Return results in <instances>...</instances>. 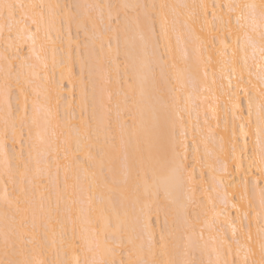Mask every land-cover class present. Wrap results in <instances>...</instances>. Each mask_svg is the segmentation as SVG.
Listing matches in <instances>:
<instances>
[{
  "label": "bare ground",
  "instance_id": "obj_1",
  "mask_svg": "<svg viewBox=\"0 0 264 264\" xmlns=\"http://www.w3.org/2000/svg\"><path fill=\"white\" fill-rule=\"evenodd\" d=\"M10 2L26 7L17 10L21 22L11 30L0 19V261L91 264L101 258L102 249L110 248L114 251H106L103 258L127 264L129 249L135 246L146 260H192L196 252V264H240L249 234L255 252L249 264L259 261L264 242V162L257 135L264 87L262 0H74V17L93 13L104 25L95 35L91 25L87 33L82 28L90 38L84 44L69 32L77 22H69L64 0ZM120 4L167 5V35L161 34L157 17L154 27L143 30V38L130 29L127 55L123 42L117 53L115 40L109 51L107 6ZM249 4L258 6L254 23L243 7ZM86 5L92 13L77 7ZM93 48L96 52L89 55ZM6 68H14L7 95ZM100 121L104 129L98 131ZM21 127L26 133L23 145ZM161 136L186 170L180 184L172 176L157 177V190L151 173L145 185L136 157L138 143L147 155ZM21 150L27 179L33 181H25L26 194L21 192L24 169L17 167ZM245 188L252 209L247 199L239 201ZM153 214L162 217L164 250L159 247L161 232L155 238ZM225 237L231 251L221 245Z\"/></svg>",
  "mask_w": 264,
  "mask_h": 264
},
{
  "label": "snow or ice",
  "instance_id": "obj_2",
  "mask_svg": "<svg viewBox=\"0 0 264 264\" xmlns=\"http://www.w3.org/2000/svg\"><path fill=\"white\" fill-rule=\"evenodd\" d=\"M26 6L23 4H17L14 2H10V0H0V19H3L5 21V24L9 27L11 30L13 25H19L21 21L17 20V10H23ZM28 7H34V6H28ZM50 9L54 8H59V5H48ZM77 7H89V6H77ZM159 8V12L155 11H148L149 9L155 10ZM167 5H147V4H120V5H108V49L109 51L112 50V41L115 40L117 48L116 51L119 53L120 51V45L121 42L124 44L125 48V54H128V48H129V37L128 33L130 29L135 28L141 33V38H143V30L147 28L149 25L153 26L155 25L156 18H159L160 22V29H161V34L162 35H167L168 31V17L164 13V9L167 8ZM246 9L250 10V17L253 20V23L255 22V10L258 7L255 4H249V5H244L243 6ZM260 8V18L261 21L264 22V0H262L261 4L259 5ZM143 9L144 12L143 14L140 13L139 10ZM136 11V15L132 16L130 15L131 11ZM123 16V19L121 17ZM23 18V17H22ZM76 20L77 22V27L78 30L80 28H83L85 32L87 33L89 25H91V28L93 32H96L99 30V25L97 21L91 16L87 15L84 17H71L69 22L71 20ZM239 23V19L237 21ZM230 24V20L228 22ZM22 30V29H21ZM251 39V38H249ZM104 48L103 41H101L100 45V51L102 52ZM96 50L95 48L91 49L89 55H92L95 53ZM226 55V52L224 53ZM261 55L264 57V34H262V46H261ZM231 63L233 65L232 67V72L235 73L236 68V52L232 53V59ZM14 68H6L5 69V83H4V90L5 94H9L10 92V85H9V77L11 76L12 71ZM242 79V77H241ZM231 86V81L229 82ZM261 84L264 85V75L261 76ZM260 97H261V102L259 106V113H258V121H257V135H258V142L260 144V150L262 154V162H264V87H261L260 89ZM111 97H109L110 99ZM35 107V106H34ZM251 109H252V103H251V97H249V117H248V124H251ZM7 115H11V112L9 111ZM7 118L5 119V137L7 136ZM35 122V121H34ZM23 124V118H21V125ZM13 128H15V125H13ZM104 125L103 121H100L98 123V131L103 130ZM245 130V125H241V132L244 133ZM134 134V133H133ZM246 134V133H244ZM20 135H21V142L22 137H23V130L21 127L20 130ZM125 140H124V134H121V146L125 145ZM247 145H245L246 147ZM113 147H116L113 145ZM104 149L101 148V152H103ZM243 151V149H241ZM236 153V145H233V156L235 157ZM7 156V153H5ZM31 156V152H29V157ZM19 163L17 167L19 168L21 165L23 166L24 171L20 173L22 180H21V192L22 193H27V188L23 187L25 181L27 183L31 184L33 183L32 180L27 179V172H28V163L24 161V155H23V150L19 153L17 157ZM137 162L140 165V170L143 172V181L146 186L149 184V173H151V178L153 179L154 183L153 186L159 190L160 185L158 183H155L156 178H161V179H167L168 177L172 176L175 178L177 184H180L183 181V173L186 170L183 162L181 161L180 163L176 162V158L174 155H172L169 152V149L167 145L165 144L162 136L157 139L156 143L154 145H151L149 147V150L147 152V155L144 154L143 150L140 148V145L138 143L137 145ZM127 160V156H126ZM262 175H264V169H261ZM130 174V170L126 166L125 168V179H127L128 175ZM191 178V177H189ZM234 199L235 194H234ZM247 199V202L249 204V207H251V200L248 199V193L247 189L240 193L239 196V201L241 204L245 202ZM233 207H237L236 205H233ZM260 209H261V214L264 215V188H261L260 190ZM237 212H241V208L237 207ZM243 216L247 218L248 212L245 211L243 212ZM109 226H111L109 224ZM116 230H120V224L118 223L116 225ZM115 235V234H114ZM236 235V230H233V237ZM201 239H203V233H201ZM251 235L249 234L247 237L248 244L245 246H242L243 248V259L240 261V264H249V257L254 256L255 252L253 247L251 246ZM9 234L7 231L5 232L4 235V241H5V250L7 252L8 250V244H9ZM108 237H105V245L107 244ZM121 243H123V240L121 239ZM129 243L131 244L132 241L129 240ZM221 245L226 246L229 251H231V242L228 241V239L225 237L224 239L221 240ZM159 247L161 250H164L167 248L165 236L163 232L161 233L160 236V241H159ZM98 249H101V245H97ZM106 251H114L113 249L110 248H104L100 251V259H93L91 261V264H114V261L108 260L103 258L104 253ZM237 254H240V250H238ZM136 256L135 259L132 257ZM129 260L127 261V264H196L195 260H183V261H174V260H169V261H158L155 259L152 260H146L143 258L142 255H137L135 246L129 249ZM0 264H4L3 261H0ZM7 264H19V262L14 261V260H9L7 261ZM85 264H89V262H85ZM121 264H125V262H121ZM216 264H221L219 260L216 261ZM223 264H228L227 261H224ZM235 264V262H233ZM251 264H264V242H261L260 245V259L259 261L252 260Z\"/></svg>",
  "mask_w": 264,
  "mask_h": 264
},
{
  "label": "rangeland",
  "instance_id": "obj_3",
  "mask_svg": "<svg viewBox=\"0 0 264 264\" xmlns=\"http://www.w3.org/2000/svg\"><path fill=\"white\" fill-rule=\"evenodd\" d=\"M115 1H116V0H115ZM115 1L112 0V2H114V3H115ZM64 2H65L64 5H66V9H68V11H69V15H70L71 17H74V16H75V13H78V12L76 11V8H75L76 5H75V7H74L75 10H73V6H74L73 2H74V0H73V1H72V0H64ZM64 2H63V3H64ZM67 2H68V3H67ZM71 3H72V4H71ZM74 3H75V2H74ZM84 3H85V2H84ZM86 6H87V5H86ZM86 8H87V7H86ZM88 8H89V7H88ZM88 8H87V10H88ZM70 9H71V10H70ZM72 10H73V12H72ZM66 11H67V10H66ZM74 11H75V12H74ZM88 11H89V13H92V12H90V8H89ZM91 11H92V10H91ZM70 12H71V14H70ZM73 13H74V14H73ZM76 15H77V14H76ZM91 15H93V13H92ZM96 18H97V17H96ZM95 20L97 21V23H98V25H99V28L101 27L100 24H102V27L104 26L103 23L100 22V20H98V19H95ZM60 23H61V29H62L63 31H64V30L66 31L63 22L60 21ZM62 25H63V26H62ZM72 27H73V28H72ZM77 28H78V27H77ZM77 28H76L75 26H73V25L69 28V30H70L69 32H70L71 36H72V37L75 36V38L78 37L77 40L80 41V43H81V42H82L83 44H84L85 42L87 43L88 39H90V38H88V36H85V35H84V33H83V31H82V30H83L82 28L79 29V30H78ZM103 28H104V27H103ZM73 29H74V30H73ZM75 29H76V30H75ZM100 29H101V28H100ZM155 30H156V33H158V29H157V27L155 28ZM65 31H64V32H65ZM67 31H68V30H67ZM67 31H66V32H67ZM64 32H63V33H64ZM89 34H90V36H91V35L93 36V33H92L91 31H90ZM94 35H95V32H94ZM156 36H158V34H156ZM94 37H95V36H94ZM92 38H93V37H92ZM95 38H96V37H95ZM85 39H86V40H85ZM157 40L159 41V36H158ZM83 41H84V42H83ZM82 43H81V44H82ZM160 46H161V45H160ZM160 46H159V47H160ZM82 47H83V46H82ZM161 48H162V47H160V49H161ZM161 51H163V50H161ZM163 52H164V51H163ZM73 54H74V53H73ZM161 54H164V53H161ZM73 56H75V54H74ZM120 60H121V59H120ZM120 60H119V62H121ZM73 62H74V65L72 66L73 74H77L76 76H78V73H77L78 70H77V67H76L77 65H75L76 62H75V61H73ZM74 76H75V75H74ZM84 76H86V75L84 74ZM85 82H87L86 79H85ZM63 85H64V87L67 86L66 83L63 84ZM14 89H15V88L13 87V90H14ZM73 99H75V96H74ZM14 107H15V106H14ZM14 107H13V108H14ZM13 108H12V110L14 111L15 108H14V109H13ZM59 110H60V109L58 108V112H60ZM60 113H61V112H60ZM22 129H24V128L22 127ZM23 132H24V130H23ZM25 134H26V133L24 132V133H23V136H24V137H22L23 142H24V140H25V139H24V138H25ZM23 142H21L22 145H23ZM188 154H189V157H188V158H190V156H191V155H190L191 152H188ZM191 160H192V158H190L188 161L191 162ZM253 174H255L254 171H253ZM257 176H260V175H257ZM259 178H260V177H259ZM260 179H262V178H260ZM193 207H194V206H193ZM249 208H251V207H249ZM193 209H194V212H193V213H195L196 207L193 208ZM251 209H252V208H251ZM153 215H154V214H153ZM159 216H160V214H159ZM153 218H155V215L152 216L151 220H152L153 224L157 225V226H155V225H154V226H155V228H156L155 231H157V232H155V238L157 237V239H158V237H159L158 234H160V232L162 233V231H163V229H162V228H163V221H162V217H161V216H160L161 219H160L159 217H157L159 220H158L157 218H155V219H157V220H154ZM243 219H244V218H243ZM243 219H242V221H243V223H245V219H244V220H243ZM157 221H158L159 223H158ZM156 222H157L158 224H157ZM170 236H171V235H170ZM170 236H168V237L170 238ZM170 241H171V239H169V242H170ZM26 243H27V242H26ZM195 253H196V252H194V255H193V254L191 255L192 257H190V259L196 261V260H197V253H196V254H195ZM193 257H194V258H193ZM1 261H4V263H5V260H4V259L1 260ZM206 264H207V263H206Z\"/></svg>",
  "mask_w": 264,
  "mask_h": 264
}]
</instances>
